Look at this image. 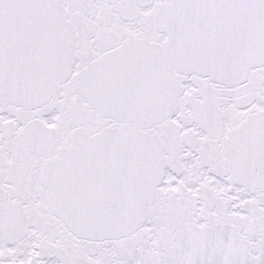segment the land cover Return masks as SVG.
I'll use <instances>...</instances> for the list:
<instances>
[{
    "label": "snow or ice",
    "instance_id": "snow-or-ice-1",
    "mask_svg": "<svg viewBox=\"0 0 264 264\" xmlns=\"http://www.w3.org/2000/svg\"><path fill=\"white\" fill-rule=\"evenodd\" d=\"M0 264H264V0H0Z\"/></svg>",
    "mask_w": 264,
    "mask_h": 264
}]
</instances>
